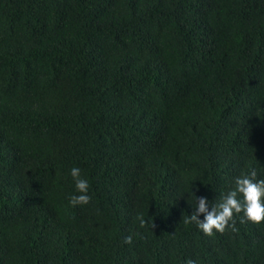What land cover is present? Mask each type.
Returning <instances> with one entry per match:
<instances>
[{"label": "trees", "instance_id": "1", "mask_svg": "<svg viewBox=\"0 0 264 264\" xmlns=\"http://www.w3.org/2000/svg\"><path fill=\"white\" fill-rule=\"evenodd\" d=\"M253 169L264 0H0V264H264L184 222Z\"/></svg>", "mask_w": 264, "mask_h": 264}, {"label": "clouds", "instance_id": "2", "mask_svg": "<svg viewBox=\"0 0 264 264\" xmlns=\"http://www.w3.org/2000/svg\"><path fill=\"white\" fill-rule=\"evenodd\" d=\"M237 79L239 77L233 74ZM71 176L79 195H72L69 203L72 207L90 203L88 195L89 183L81 177V169L73 167ZM234 187L227 193L220 194V201L211 206L209 210L208 201L204 197L196 198L194 211L184 219L185 223L194 224L205 236L213 237L217 234L223 235L228 231L238 232L236 227L237 218L240 224L264 223V178L257 179V172L253 169L249 174H242L234 179ZM203 214V220L199 217ZM140 228L154 224L143 216L137 217ZM125 244L133 243L132 236H126ZM186 264H196L193 259H188Z\"/></svg>", "mask_w": 264, "mask_h": 264}]
</instances>
